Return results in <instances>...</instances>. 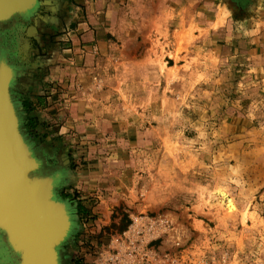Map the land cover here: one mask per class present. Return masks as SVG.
Segmentation results:
<instances>
[{
	"label": "rangeland",
	"instance_id": "374dc122",
	"mask_svg": "<svg viewBox=\"0 0 264 264\" xmlns=\"http://www.w3.org/2000/svg\"><path fill=\"white\" fill-rule=\"evenodd\" d=\"M194 1H149L126 60L95 64L78 126L58 107L42 116L56 81L34 93L36 60H80L90 0H41L0 22L32 175H59L70 216L59 264H264V0ZM6 239L0 264H18Z\"/></svg>",
	"mask_w": 264,
	"mask_h": 264
},
{
	"label": "water",
	"instance_id": "95a60500",
	"mask_svg": "<svg viewBox=\"0 0 264 264\" xmlns=\"http://www.w3.org/2000/svg\"><path fill=\"white\" fill-rule=\"evenodd\" d=\"M38 2L0 0V22L18 13L31 15ZM14 80L13 67L0 60V208L12 217L7 240L19 257L18 264H59L56 246L68 235L70 216L65 203L54 197L59 175H32L41 163L19 129L10 92ZM1 209L0 218L6 219Z\"/></svg>",
	"mask_w": 264,
	"mask_h": 264
},
{
	"label": "crops",
	"instance_id": "0c3cea01",
	"mask_svg": "<svg viewBox=\"0 0 264 264\" xmlns=\"http://www.w3.org/2000/svg\"><path fill=\"white\" fill-rule=\"evenodd\" d=\"M76 1L86 3L85 0ZM107 1L90 0L89 9L91 12H88V15H90L91 25H80L79 36H77L79 44L73 43V49H79L76 57L81 61L36 60L39 67L45 68L42 67L39 72L44 74L40 83L38 82L36 87L34 83L32 85L35 87L34 93L39 94L38 91L44 89L45 80L53 79L52 81H56L53 85L56 87L53 93H57L55 94L57 95V99H55L56 108L44 106L43 117L48 115L47 112L56 116L58 107L59 116H67V122H75L76 126L78 124L87 125L90 107L87 100L91 95L89 90L92 88V73L95 72V64L103 65L108 61L126 60L124 49L133 46L135 38L144 34L150 0H127L124 7L117 6L115 2L106 6ZM192 1L190 0V2ZM103 3L105 8L102 9ZM155 16L158 18L159 14L156 12ZM76 62L77 65L75 66ZM88 263L99 264V261H93V263L89 261Z\"/></svg>",
	"mask_w": 264,
	"mask_h": 264
},
{
	"label": "bare ground",
	"instance_id": "6f19581e",
	"mask_svg": "<svg viewBox=\"0 0 264 264\" xmlns=\"http://www.w3.org/2000/svg\"><path fill=\"white\" fill-rule=\"evenodd\" d=\"M39 1V0H38ZM38 4H39V2H38ZM38 7V6H37ZM30 10V9H29ZM34 13V12H33ZM32 13V14H33ZM2 23V22H1ZM8 60V59H7ZM6 61V60H5ZM8 64V63H7ZM9 65V64H8ZM14 82V81H13ZM13 84V83H12ZM20 122V121H19ZM220 193V195H221V197H222V199L223 200H226V198H228V195H227V193L225 192V191H220L219 192ZM234 200H232V199H227V209H228V211L229 212H234L237 208H236V205H235V203L233 202ZM68 205V204H67ZM1 209V208H0ZM8 217H9V219H5V218H0L1 219V223H0V230H2L5 234H6V236H8L7 235V232H6V230L8 229L9 231H11L10 229V224H12L11 223V218H10V215L9 214H7V212H8V210L7 209H5V208H2L1 209ZM57 224H58V221H56V223H55V230L56 229H58V226H57ZM7 230V231H8ZM6 242H7V246L10 248V251H12L14 254H16V252L14 251V250H12V248H11V246L9 245V243H8V241H7V239H6ZM1 244V243H0ZM2 246V245H1ZM0 246V247H1ZM5 247V246H4ZM3 247V249H5ZM18 247V246H17ZM0 249H2V248H0ZM2 251H5V250H2ZM2 254V253H1ZM13 256V255H12ZM17 259V258H16ZM10 263V262H9ZM13 263V262H12Z\"/></svg>",
	"mask_w": 264,
	"mask_h": 264
},
{
	"label": "flooded vegetation",
	"instance_id": "af4514ba",
	"mask_svg": "<svg viewBox=\"0 0 264 264\" xmlns=\"http://www.w3.org/2000/svg\"><path fill=\"white\" fill-rule=\"evenodd\" d=\"M42 5V3H41V0H39V4H38V7H37V9L35 10V12L34 13H36L37 11H38V9L40 8V6ZM33 13V14H34ZM15 81V80H14Z\"/></svg>",
	"mask_w": 264,
	"mask_h": 264
}]
</instances>
